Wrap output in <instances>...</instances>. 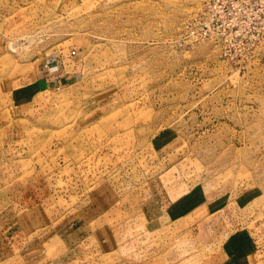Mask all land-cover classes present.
Returning a JSON list of instances; mask_svg holds the SVG:
<instances>
[{
  "label": "rangeland",
  "instance_id": "1",
  "mask_svg": "<svg viewBox=\"0 0 264 264\" xmlns=\"http://www.w3.org/2000/svg\"><path fill=\"white\" fill-rule=\"evenodd\" d=\"M0 264H264V0H0Z\"/></svg>",
  "mask_w": 264,
  "mask_h": 264
},
{
  "label": "crops",
  "instance_id": "2",
  "mask_svg": "<svg viewBox=\"0 0 264 264\" xmlns=\"http://www.w3.org/2000/svg\"><path fill=\"white\" fill-rule=\"evenodd\" d=\"M50 63H56L58 70L56 72H49L47 70H42L34 81V87L38 90L45 89L47 87L59 88L66 84L67 79L70 77L66 76L64 73V68L60 60L53 59Z\"/></svg>",
  "mask_w": 264,
  "mask_h": 264
},
{
  "label": "built area",
  "instance_id": "3",
  "mask_svg": "<svg viewBox=\"0 0 264 264\" xmlns=\"http://www.w3.org/2000/svg\"><path fill=\"white\" fill-rule=\"evenodd\" d=\"M55 69H57L56 66H51V67H49L47 70H48L49 72H53V71H55Z\"/></svg>",
  "mask_w": 264,
  "mask_h": 264
}]
</instances>
